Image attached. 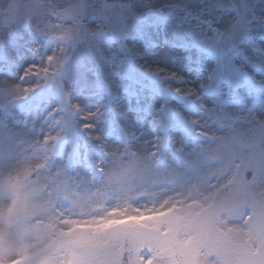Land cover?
I'll return each instance as SVG.
<instances>
[{
	"label": "snow or ice",
	"instance_id": "1",
	"mask_svg": "<svg viewBox=\"0 0 264 264\" xmlns=\"http://www.w3.org/2000/svg\"><path fill=\"white\" fill-rule=\"evenodd\" d=\"M0 264H264V0H0Z\"/></svg>",
	"mask_w": 264,
	"mask_h": 264
}]
</instances>
